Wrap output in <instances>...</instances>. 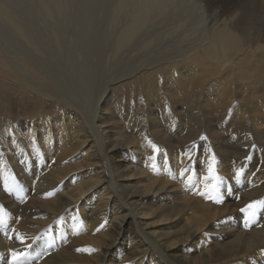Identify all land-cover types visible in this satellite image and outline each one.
<instances>
[{
	"label": "bare ground",
	"instance_id": "6f19581e",
	"mask_svg": "<svg viewBox=\"0 0 264 264\" xmlns=\"http://www.w3.org/2000/svg\"><path fill=\"white\" fill-rule=\"evenodd\" d=\"M250 2L252 13L246 9ZM218 3L221 10L214 20L229 15L203 25L200 17L207 7L201 0H0V73L9 75L15 86L9 85L13 91L6 85L1 89L0 110L17 93L26 98L18 99L19 104L49 102L60 110L56 121L47 116L42 124L33 115L44 112L41 107L9 122V112L0 111V126L15 123L14 132L0 131V214L6 217L0 218V264H12L13 252L25 264H264V209L255 221L239 211L242 205L264 201V181L258 185L256 179L239 176L240 183L231 175L219 187L220 203L207 198L215 193L200 181L209 201L193 183V177L205 180L210 163L197 162L214 148L226 173L233 172V159L251 156L255 169L264 163V0ZM245 19L256 29L251 40L258 44L249 45L247 52L250 35L240 31ZM200 27L206 30L203 36L195 32ZM188 34L195 42L185 43ZM165 41L175 47L167 51L179 52L171 53L172 58L165 54L164 60L158 50L154 57ZM184 44L187 49H178ZM149 53L153 58L144 60ZM256 54L261 57L253 59ZM240 56L238 70L257 82L248 105L235 102L231 108L216 95V107L185 88L191 73L203 70L191 79L203 86L209 77L224 76V69L231 72L233 59ZM130 67L135 70L128 71ZM123 78L129 79L110 86ZM238 78L233 72L228 81L237 83ZM48 82L58 90L47 89ZM123 85L136 86L134 96H120ZM159 92L169 105L156 98ZM250 124L260 156L250 149ZM28 150L38 160L30 157L26 171L20 172ZM50 156L57 162H45ZM75 157L101 165V175L83 181L75 169L84 163L73 165ZM34 172L37 179L30 178ZM77 181L82 183L67 186ZM100 184L108 190L100 203L83 200ZM214 184L219 182L209 188ZM161 189L169 193L165 205L151 199ZM110 202L117 206H108ZM112 211L114 218L108 220ZM152 217L171 223L172 230L181 225L177 231L183 235L173 240L167 236L172 230H147ZM216 219L231 225L236 236H214ZM128 235L145 248L130 247L131 240L111 255L109 250ZM48 238L52 241L47 244ZM85 244L93 246L92 255L74 253Z\"/></svg>",
	"mask_w": 264,
	"mask_h": 264
},
{
	"label": "rangeland",
	"instance_id": "374dc122",
	"mask_svg": "<svg viewBox=\"0 0 264 264\" xmlns=\"http://www.w3.org/2000/svg\"><path fill=\"white\" fill-rule=\"evenodd\" d=\"M202 1V4L206 5L207 9L204 7L205 9V13L202 15V17H200V20L201 22L203 23V25L205 23H213L216 19L214 20V15H215V11H218V10H221V8H218V0H209V1H205V0H201ZM221 2H224V3H229L230 0H220ZM226 1V2H225ZM208 2V3H207ZM209 4L210 7H208L207 4ZM215 5V7H214ZM247 6V10L251 9L250 12L252 13V8L253 6H251V2L249 4L246 5ZM250 7V8H249ZM230 13V12H229ZM229 13H226L225 15L219 17L217 20H223L225 17H227L229 15ZM235 14V13H233ZM207 15V16H206ZM206 18H205V17ZM211 16V17H210ZM204 17V18H203ZM209 18V19H208ZM222 18V19H221ZM206 19V20H205ZM211 20V21H210ZM248 19H245V21H240V23H242V29L240 31H242L243 33L245 32V35L247 34V36L250 35V38H248L249 41H245V44H246V52L249 50V45L252 46L254 43H253V39L251 40V37L254 36V32L256 31V29L252 30L251 28H254L251 26V24L249 25L247 23ZM243 23H245L243 25ZM202 25V26H203ZM245 28V29H244ZM200 29V30H199ZM199 29L195 30V32L197 33V35L199 36H203L204 32L206 33V30L203 29L202 27H200ZM244 29V30H243ZM189 30V29H188ZM248 30V31H247ZM250 30V31H249ZM201 32V33H200ZM253 33V34H252ZM257 33V32H255ZM190 34V33H189ZM187 35V38H184L185 40V43H187V40H192L193 38H191L190 35ZM202 34V35H201ZM249 34V35H248ZM253 35V36H252ZM189 36V37H188ZM196 36V34H195ZM180 39V37L178 36V38H176V40ZM172 40V39H170ZM169 39L166 40V41H170ZM174 40V41H176ZM165 43L163 42L162 44L158 45L157 47L160 46L159 49H155V54L153 55L154 57H158V52L160 55L163 54V58L164 60L167 59V56L168 58H172L174 57L175 55H171L172 54H176L179 52V50H176V53H174L173 51H167V49L172 48L174 49V45H170L169 42H166ZM192 42H195V40H192L190 43ZM250 43V44H249ZM252 43V44H251ZM257 42H255L254 45H256ZM166 45V47H165ZM187 45V46H186ZM193 45V44H192ZM196 51H198L199 49H196L197 46L194 45L192 46ZM258 45V44H257ZM162 46H163V50H162ZM169 47V48H168ZM188 47V44H184V45H180V47L178 49H181V48H184V49H187ZM255 47V46H254ZM165 48V49H164ZM167 48V49H166ZM171 49V50H173ZM159 50V51H158ZM244 50V51H245ZM158 51V52H156ZM82 54V57L83 56V52L81 53ZM165 54L167 56H165ZM152 54H147L146 56L148 58L144 59V60H148V59H152L153 57L151 56ZM158 55V56H157ZM169 55H171L169 57ZM78 56H79V53H78ZM144 56V57H146ZM141 57V56H140ZM143 57V58H144ZM242 56H240L238 59L237 58H234L232 63H233V66L234 68L232 69L231 72H229L228 70H223L225 71V74L224 76H215L213 78H210L209 77V80L203 85V86H199L198 82L199 81H194L191 79L194 77V76H199L203 70H198L197 72H193L191 73L188 77H187V80H186V84H185V88L188 90L189 87H191V90H188L190 93H192L194 96L200 98V100L202 101H205V100H208V101H213L214 103V106H218L219 105V102L217 100H214V97L217 95V96H220L221 100H225L227 102H229V105H231L232 107L231 108H234L235 107V102H240L242 104H245V105H248L249 102H250V99L252 98L253 94L257 91V82L256 80H253V77L252 76H249L245 73H241L240 70H238L237 66H236V63L238 62V60L241 58ZM261 57L260 54H256L254 56L253 59H257ZM252 59V60H253ZM149 63V62H148ZM248 63L244 64L243 66H246ZM135 66H137V64H135ZM165 66V64H164ZM242 66V67H243ZM241 68V67H240ZM128 71H131V70H135V67H130L129 69H127ZM175 69H173L174 71ZM235 72L236 74L239 75V78H238V82L237 83H232L230 81H228V79L230 78V75ZM2 76V77H1ZM9 75L7 74H1L0 73V96H1V93H2V90L4 88V86L6 85L11 91H13L14 89H11L10 86H12L13 88H15V86L10 83V79H9ZM126 79H129V78H126ZM126 79H120V80H117L115 82H112L110 83V86H113L121 81H123L122 83L125 82ZM146 81L148 82V79L147 77L145 78ZM162 80V79H161ZM8 81V82H7ZM127 81V80H126ZM261 81L264 83V78L261 79ZM43 84V82H41ZM10 85V86H9ZM142 88L145 90V92L150 96V92H148L146 90V86L147 84L146 83H143L142 84ZM47 89H51V90H58V87L56 85H52L50 82L47 83ZM134 89H137L136 86H132V87H125L124 85L121 86L119 89H118V94L120 96H125V97H128L131 92L134 90ZM133 96H134V93L132 92ZM14 99H11V101L7 102V107H5L4 109H8L7 111H5L4 109H2L1 112H9L7 113L6 115L11 117L10 120H7V122L9 121H13L14 119H17L19 117H26L28 115V113H32V112H35L39 109V107H41L44 112L42 113H38V114H33L34 116L37 117V121H39L41 124L42 122L46 119L47 116H53L51 117L53 120L56 121V118L55 116L58 115V113L60 112V110L57 108V106L55 108H53V105L49 102H46L45 104H37L35 102H26L24 104H19L18 102V99H26L25 96H21V95H18L15 94L14 95ZM156 98H159V99H162L166 104H168L167 100L165 99V95H163L162 93H158L156 94ZM243 98V99H242ZM249 101V102H248ZM169 105V104H168ZM28 120V119H26ZM57 120H61L60 118L57 119ZM64 120H68V119H64ZM15 121H19L18 119L15 120ZM24 123V122H23ZM15 124V123H14ZM13 125H8V126H0V131H3L5 129H9L10 132H14L15 131V126ZM25 124V123H24ZM260 126V125H259ZM253 126H250L247 127L248 129L252 130V129H255L254 127L252 128ZM251 136H252V139H251V142H252V146L250 147V149L253 151V152H256L259 154V156L262 154L255 151L254 150V146H256L259 142V140L255 137V133H254V130H252L250 132ZM231 145H234V141H232L230 143ZM43 149V148H41ZM241 149H247V147H242ZM24 150H27L26 146H24ZM216 148H214L210 153H206L204 154L203 156L199 157V161L197 162V165H202L203 163H210V166L213 168L214 170V173L217 177L220 178L219 181H213V180H203V178L201 176H198V177H193V180H197V182H193L194 183V186L197 188V191L205 198V195L203 194L202 190L200 189V187L197 185V183L200 181V186H206L209 190H211L209 188V185L212 184V183H215V182H219V185L218 187H220V185L228 179V177H230L231 175H236L238 171L240 172H244V173H247L246 175H244L243 173L240 174V177H249V178H253V179H256V183L258 185H261L264 181V166L262 167V164H264L263 162H259L258 166L260 168H256L255 169V162L253 161L252 157L251 156H248L246 158V160L244 159H241V160H237V159H233L231 162H230V168H233V172L230 174V173H226V171L222 170L220 168V165H221V159L219 158L217 152H216ZM26 155L23 159V161L26 162L25 166L22 168L19 169L20 172L22 171H26V167H28L29 165V162H30V159L34 157V159L38 160V154L36 153L34 155V153L32 151L29 152V150L27 152H25ZM31 153V154H29ZM57 154L59 152H56ZM33 154V156H32ZM31 155V156H30ZM77 155V154H76ZM28 156V157H27ZM31 157V158H30ZM27 158V159H26ZM56 158V161L55 163L57 162V157L56 156H50L48 158H46V161L45 162H49V163H52L53 162V159ZM213 158H214V161H213ZM28 160V161H27ZM65 163L67 164H71V161L70 160H66L64 161ZM41 163V161H40ZM53 163V164H55ZM81 163H84L83 165L77 167L75 169L76 172L78 173H82L83 176H84V180L83 181H89V180H92V179H95V176L98 175L100 176L101 175V171H102V166L101 165H95V164H87L81 160H78L76 157L74 158V160H72V164L73 165H78V164H81ZM96 164H101V163H96ZM84 165H87V166H84ZM91 165H94V166H91ZM46 167V165L44 164V166L42 167V169H44ZM13 171H10V173H12ZM90 172V173H88ZM9 174V173H7ZM20 175V173H19ZM35 175L36 179L39 177V174H37L36 172L34 173H31L30 174V178H33ZM204 176L205 177H209L210 176V173H209V170L205 171L204 172ZM240 177H238L237 181L238 182H242L243 179H241ZM42 180V179H41ZM258 180V182H257ZM137 181V180H135ZM261 181V182H259ZM82 182L81 181H77L76 183L75 182H68V187L69 188H74L78 185H80ZM33 186V185H32ZM158 192H163V193H159L155 196H152V201L154 203H157V204H162V205H165L166 202L168 201V195L169 193L168 192H165L166 190H156ZM108 195V190L106 188V185L105 184H100L98 185L97 187L89 190L86 194H84L82 197H83V200H87V199H94V203H100V199L101 198H105L106 196ZM167 195V196H166ZM51 198H54L52 196H48L47 199H51ZM236 199L238 200L239 199V195L236 197ZM208 200V199H207ZM25 202H28L27 199H24ZM209 201V200H208ZM114 202V201H113ZM144 202H147V199L144 200ZM211 202V201H210ZM107 204V203H106ZM93 203L91 204V207L88 209V211H92L93 209ZM108 206L110 207H114V206H117L113 203H108ZM248 205H242V207L244 209L247 208ZM264 208H260L257 212L258 214L261 213V211L263 210ZM241 211V209L239 210ZM124 211H120L118 213V215H121ZM0 213H1V210H0ZM5 213V212H4ZM6 216V214L4 215ZM101 217L103 216V213L100 215ZM2 217V218H1ZM0 218L3 220L5 219L6 217H3V214H0ZM97 218V215L93 217V220H95ZM114 218V213L113 211L110 212V214L108 215V220H111ZM250 218V216H249ZM263 220H264V214L262 215L261 217ZM139 220H143L141 218H139ZM255 221V219H253ZM258 221V219H256V222ZM219 222V224H217L216 226H214L212 228V234L214 236H219V237H222L224 238V240H227V238L231 235V234H234L236 236V231L232 230L231 228V225H228L225 221L223 220H219V219H216L214 220V224ZM245 225V223L243 224V226ZM174 225H172L171 223L169 222H159L156 220V218H153L152 217V223L149 225V227H147L146 229L149 230V231H156V232H166V231H170L172 230L174 227ZM181 225H179V227L177 229L180 228ZM100 227L101 225L96 228L98 234L100 233ZM240 230L244 231V232H248L247 229L239 226ZM177 229H174L172 231H170L167 236H170L173 240H177L178 238H180L183 234L181 232H178ZM245 229V230H244ZM64 238H67L66 236V232H65V236ZM161 238H164V237H161ZM160 238V239H161ZM235 238V237H234ZM132 240V241H131ZM52 239H47V244L49 242H51ZM130 241H131V244L132 246L130 247H135V246H138L139 243L141 242V240H138V241H135L134 238H129V235L126 236L125 239H122L121 242H118L117 245L114 247V248H111L109 250L110 254L111 255H114L115 252H117L119 249L123 248L124 246H127L130 244ZM166 241V240H165ZM43 240L41 241V244H42ZM140 248H145L144 245H139ZM93 246L90 245V244H85V245H82L80 247H77L74 251L75 254H79V255H85V256H89V255H92V253L95 251L92 249ZM42 249V248H41ZM44 251L41 250V253L40 255L43 253ZM237 260V259H236ZM9 264H11V261H9ZM103 264H109V262H104ZM229 264H244L242 261L238 260L236 262H233V263H229ZM263 264V263H262Z\"/></svg>",
	"mask_w": 264,
	"mask_h": 264
},
{
	"label": "snow or ice",
	"instance_id": "6c2138e0",
	"mask_svg": "<svg viewBox=\"0 0 264 264\" xmlns=\"http://www.w3.org/2000/svg\"><path fill=\"white\" fill-rule=\"evenodd\" d=\"M213 161H214V158H213ZM209 173H210V176L205 177L206 180H213V181H219L220 180V178L215 175L214 170L211 166L209 167ZM240 174H241V172L238 171L236 174L237 177H239ZM211 191L214 192L215 195L214 196L213 195H207V198L214 199L215 202L220 203L222 200V197L219 195L218 184H214ZM48 195H52V193H49ZM260 208H264V201H255V202L249 204L246 209H241V211L247 212L249 214V216L254 219L257 211ZM0 223H2V220H0ZM12 256H13L12 264H25L24 260L20 258L19 254L13 252Z\"/></svg>",
	"mask_w": 264,
	"mask_h": 264
}]
</instances>
